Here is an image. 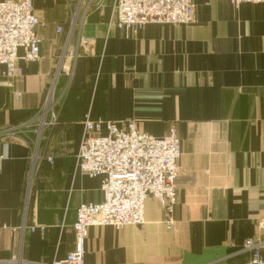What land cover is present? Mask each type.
<instances>
[{"label":"crops","instance_id":"crops-1","mask_svg":"<svg viewBox=\"0 0 264 264\" xmlns=\"http://www.w3.org/2000/svg\"><path fill=\"white\" fill-rule=\"evenodd\" d=\"M91 1L34 0L40 58L0 84V264L64 259L76 208L102 199L76 164L86 116L174 128L181 153L171 226L148 197L142 224L88 228L85 264L244 263L264 240V2L193 0V21L132 31Z\"/></svg>","mask_w":264,"mask_h":264},{"label":"built area","instance_id":"built-area-1","mask_svg":"<svg viewBox=\"0 0 264 264\" xmlns=\"http://www.w3.org/2000/svg\"><path fill=\"white\" fill-rule=\"evenodd\" d=\"M33 1L0 0L1 85L9 84L22 74L19 60L34 62L40 58L42 39L36 33L40 22L33 12ZM96 1L99 10H103L104 0ZM227 1L234 7L244 2H264ZM110 17L117 27L132 31L152 22L186 24L195 17V5L193 0H112ZM62 30L63 26L58 24L56 31ZM88 39L85 36L82 42ZM53 89L52 85L49 91L53 92ZM43 107L45 110L52 109L47 99ZM51 114L54 119V113ZM180 153V141L173 128L164 136H154L140 131L134 119L117 123L86 116L76 164L86 175L101 176L102 199L79 204L72 224L73 248L64 259L53 264H85L84 242L91 226L108 225L119 229L129 224H142L148 197L160 203L167 214L169 228L172 224L170 214L176 202ZM46 159L51 162L52 157L47 156ZM30 229L34 230L33 227ZM243 249L248 252L249 259L242 264H264V240L247 238Z\"/></svg>","mask_w":264,"mask_h":264},{"label":"rangeland","instance_id":"rangeland-1","mask_svg":"<svg viewBox=\"0 0 264 264\" xmlns=\"http://www.w3.org/2000/svg\"><path fill=\"white\" fill-rule=\"evenodd\" d=\"M53 86H54V84H53ZM55 97H56V92H55V90H53V92L52 91H49V93H48V97H47V101H49V99L50 98H53V100L55 99ZM53 102V101H52ZM52 104V103H51ZM174 129V128H173ZM175 131V130H174ZM33 153V152H32ZM260 240H262V239H260Z\"/></svg>","mask_w":264,"mask_h":264}]
</instances>
